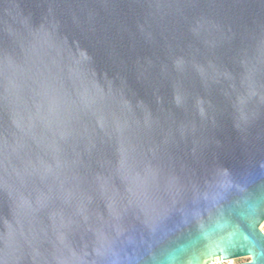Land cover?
<instances>
[{
	"label": "water",
	"instance_id": "1",
	"mask_svg": "<svg viewBox=\"0 0 264 264\" xmlns=\"http://www.w3.org/2000/svg\"><path fill=\"white\" fill-rule=\"evenodd\" d=\"M263 222L264 0H0V264H264Z\"/></svg>",
	"mask_w": 264,
	"mask_h": 264
},
{
	"label": "built area",
	"instance_id": "2",
	"mask_svg": "<svg viewBox=\"0 0 264 264\" xmlns=\"http://www.w3.org/2000/svg\"><path fill=\"white\" fill-rule=\"evenodd\" d=\"M264 232V231H263ZM220 261H221V264H234L236 263L237 261L235 260H219V259H216L214 262H212L211 264H220Z\"/></svg>",
	"mask_w": 264,
	"mask_h": 264
},
{
	"label": "rangeland",
	"instance_id": "3",
	"mask_svg": "<svg viewBox=\"0 0 264 264\" xmlns=\"http://www.w3.org/2000/svg\"><path fill=\"white\" fill-rule=\"evenodd\" d=\"M260 229H261L262 231H264V222L261 224ZM236 261H237V260H236ZM244 261H247V259H242V260H239L238 262H244Z\"/></svg>",
	"mask_w": 264,
	"mask_h": 264
}]
</instances>
